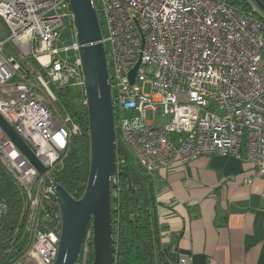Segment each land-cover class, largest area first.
<instances>
[{"label":"built area","instance_id":"2783aa9c","mask_svg":"<svg viewBox=\"0 0 264 264\" xmlns=\"http://www.w3.org/2000/svg\"><path fill=\"white\" fill-rule=\"evenodd\" d=\"M92 2L116 130L135 163L151 176L201 157L233 156L245 160L252 175L231 180L264 182V13L257 4ZM0 18L8 32L0 40V114L45 168L36 169L0 128V162L29 204L32 242L16 264H54L62 226L56 177L72 137L82 133L70 115L59 114L55 93L70 88L87 106L81 45L69 0H0ZM66 30L71 40L60 47ZM159 117L169 120L157 123ZM6 213L0 201V219ZM178 264H194L193 258L181 255Z\"/></svg>","mask_w":264,"mask_h":264},{"label":"crops","instance_id":"0c3cea01","mask_svg":"<svg viewBox=\"0 0 264 264\" xmlns=\"http://www.w3.org/2000/svg\"><path fill=\"white\" fill-rule=\"evenodd\" d=\"M233 156L201 157L152 176L161 245L168 264L189 255L194 264H264V182Z\"/></svg>","mask_w":264,"mask_h":264},{"label":"water","instance_id":"95a60500","mask_svg":"<svg viewBox=\"0 0 264 264\" xmlns=\"http://www.w3.org/2000/svg\"><path fill=\"white\" fill-rule=\"evenodd\" d=\"M264 13V2L253 0ZM77 41L81 45L90 137V171L84 196L76 200L62 185L56 187L61 216L59 252L54 264H78L80 253L92 228L88 244L94 251L93 264H115L112 201L118 202L117 138L114 104L102 42V28L92 0H69ZM138 66L131 72L133 83ZM0 128L41 173L45 168L30 147L0 114ZM117 208L114 212H117Z\"/></svg>","mask_w":264,"mask_h":264},{"label":"trees","instance_id":"16d2710c","mask_svg":"<svg viewBox=\"0 0 264 264\" xmlns=\"http://www.w3.org/2000/svg\"><path fill=\"white\" fill-rule=\"evenodd\" d=\"M0 23L3 26L1 18ZM7 35L6 29V37ZM55 95L59 114L70 115L73 122L79 124L82 130L80 135L72 137L56 182L76 200H80L85 194L90 171L87 106L83 104L81 95L74 93L70 88L58 91ZM116 138L119 171L126 177H119L118 202L112 201L115 264H168L166 259L168 250H164L161 245L153 178L135 163L133 156L121 142L118 130ZM0 201L7 204V213L0 219V264H16L25 256L32 242V236L27 229L29 204L22 189L1 162ZM115 208L118 209L117 212H114ZM37 224L42 226L40 221ZM91 237L92 228L90 239ZM84 245L78 264H93V248L89 244ZM86 248L87 260L84 263Z\"/></svg>","mask_w":264,"mask_h":264},{"label":"rangeland","instance_id":"374dc122","mask_svg":"<svg viewBox=\"0 0 264 264\" xmlns=\"http://www.w3.org/2000/svg\"><path fill=\"white\" fill-rule=\"evenodd\" d=\"M6 37V26H2V24L0 23V40H2V38ZM71 40V32L69 30H66L62 33L61 35V39L59 41V46L62 47L65 44L69 43V41ZM66 58V55H63ZM35 73L37 72L36 70L34 71ZM18 79L15 78L14 82H17ZM146 93L149 94L150 93V88L149 86L146 89ZM63 113V112H62ZM147 119L148 121H152L153 120V116L152 114L149 112L147 115ZM169 120V117H159V119L157 120V123H167ZM90 241V231L88 233L87 239L85 244H88V242ZM85 246V245H84ZM88 252L87 248L85 249V255ZM85 257V256H84ZM83 257V259H84Z\"/></svg>","mask_w":264,"mask_h":264}]
</instances>
